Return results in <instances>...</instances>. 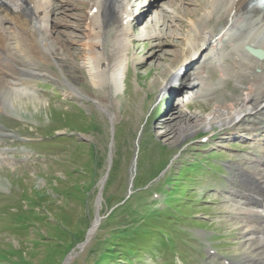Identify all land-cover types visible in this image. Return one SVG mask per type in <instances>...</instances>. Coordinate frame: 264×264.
<instances>
[{"label": "rangeland", "instance_id": "1", "mask_svg": "<svg viewBox=\"0 0 264 264\" xmlns=\"http://www.w3.org/2000/svg\"><path fill=\"white\" fill-rule=\"evenodd\" d=\"M128 1L130 63L126 90L110 107L113 125L91 98L68 97L67 84L54 78H28L39 98L1 101L0 264H63L66 258L67 264H233L250 250L226 198L233 183L247 182L243 170L254 171V156L263 155L239 135L242 124L239 130L199 126L177 141L171 128L162 135L175 102L182 99L178 108L189 114L207 115L241 93L246 73L228 58L223 70L204 62V48L178 70L180 81L171 82L178 92H161V79L182 56L174 54L183 38L194 40L202 27L206 0ZM53 2L49 23L79 65L80 25L90 0ZM165 8L175 12L172 21ZM151 31L157 36L146 38ZM65 65L69 81L103 96L80 81L83 69ZM190 69L202 73L197 97L185 86ZM255 117L247 124L261 126L264 116Z\"/></svg>", "mask_w": 264, "mask_h": 264}, {"label": "bare ground", "instance_id": "2", "mask_svg": "<svg viewBox=\"0 0 264 264\" xmlns=\"http://www.w3.org/2000/svg\"><path fill=\"white\" fill-rule=\"evenodd\" d=\"M248 4L249 0H206L198 19L202 24L197 31L198 35L194 40L183 38L184 47L174 54L175 57L180 54L182 56L170 75L172 77L161 79L160 91L168 89V93H175L177 88L173 89L175 85L171 82L180 81L178 70L196 60L197 54L204 48L207 49L206 54H203L204 62L210 61L223 70L222 66L228 58L243 75L246 73L244 76L249 84L244 86L241 83L244 85L240 94L224 104L213 105L207 115L197 112L189 114L187 110L179 109L178 106H183L184 102L180 99L178 103L175 102L176 107L171 111L173 117L167 118L169 125L166 123L163 126L165 130L162 135L171 128L176 132L174 138L177 141L199 126L210 131L213 126L239 130L238 125L242 124L243 130L239 135L250 138L263 155L254 156V171L243 170L248 177L247 182L233 183L226 196L227 201L231 202L226 205L234 212L236 222L241 224L242 238L244 243L247 242L245 246L247 250L250 248L242 256V261L231 262L264 264V175L257 171L259 166V170L264 173V121L261 126L247 124L248 120H255L256 113L264 116V57L257 59L245 50L246 46H251L264 51V10L249 8ZM88 5L84 23L80 25L83 39L80 41L78 65L73 60L70 61L72 54L64 39L56 35L49 23L56 7L53 0H0V108L3 107L2 100L12 101L16 96L39 98L35 93V83H31L28 78L41 76L65 82L67 88L64 90L68 97L91 98L113 125L116 115L110 107L117 102L113 97L126 90L127 85L125 79L130 63L127 48L132 35V15L128 0H90ZM165 9L169 13L166 18L172 21L176 17L175 12ZM176 35L173 33V37ZM152 36L157 34L151 31L147 38ZM65 62L72 69H83L85 76L80 81H87L93 88L102 90L103 96L88 93L75 85V82L69 81L70 75H66L64 70ZM51 65L58 68L60 75L54 72ZM191 71H188L185 86L191 97H197L201 91L198 88L194 92V88L202 84V73ZM154 82L153 79L152 83ZM177 98L178 95L176 100ZM184 118L186 125H180ZM191 118L195 119L192 124L188 122L193 120ZM174 124L179 126L174 129ZM257 129L261 131L255 133ZM109 154L111 159L112 149ZM97 206L99 210L101 203ZM97 224L96 217L87 240L95 232Z\"/></svg>", "mask_w": 264, "mask_h": 264}, {"label": "water", "instance_id": "3", "mask_svg": "<svg viewBox=\"0 0 264 264\" xmlns=\"http://www.w3.org/2000/svg\"><path fill=\"white\" fill-rule=\"evenodd\" d=\"M246 50H247L251 55H253L254 57H256V58H258V59H262V58L264 57V52H263V50L255 49V48H252V47H250V46H246ZM108 161H109V166H110V165H111L110 154H109V156H108ZM105 178H106V175L103 177L102 182L105 180ZM96 217L99 219V216H97V214H96V216H95V219H96ZM86 239H87V238H86ZM85 241H86V240H85ZM83 244H85V242H83L82 244H80V246H83ZM67 259H68V258L65 259V261H64L63 264H66V263H67Z\"/></svg>", "mask_w": 264, "mask_h": 264}]
</instances>
